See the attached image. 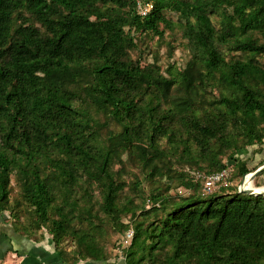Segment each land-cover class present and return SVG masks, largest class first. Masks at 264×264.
Listing matches in <instances>:
<instances>
[{"label":"trees","instance_id":"1","mask_svg":"<svg viewBox=\"0 0 264 264\" xmlns=\"http://www.w3.org/2000/svg\"><path fill=\"white\" fill-rule=\"evenodd\" d=\"M176 28L182 66L132 56ZM263 58L264 0H0V213L76 258L264 264V195L203 191L251 171Z\"/></svg>","mask_w":264,"mask_h":264},{"label":"rangeland","instance_id":"2","mask_svg":"<svg viewBox=\"0 0 264 264\" xmlns=\"http://www.w3.org/2000/svg\"><path fill=\"white\" fill-rule=\"evenodd\" d=\"M172 15V14H171ZM139 38V37H137ZM139 49L132 51V56L136 58L138 55H143V60H150L151 57L156 56L159 63L165 67L167 64L174 62L175 64L182 66L185 61L187 60L189 53L187 48L185 47V40L180 38V28H176L175 31L172 34H168L166 32L164 34L163 39H157L156 36L151 37V35H141L140 40L138 42ZM170 52V55H169ZM264 59V58H263ZM247 153L242 154L240 157L242 159H245L246 165L248 168L251 169L250 172L253 170H257L258 168H261L260 171H258L255 176L253 177L252 181H248L247 186L249 188H256L259 190H264V141L263 143L258 145L249 146L247 149ZM263 167V168H262ZM231 172L233 170V182L232 184H240L244 178L248 175L245 174L243 176H236V171L234 170V166H230L226 168ZM136 171V169H134ZM263 170V171H262ZM262 171V172H261ZM10 201H12V198H18L19 195V187L16 181L15 174L12 173L10 176ZM143 189L147 193L149 189V184L146 181L142 182ZM182 189L178 191V189L174 190L172 189L170 191L171 194H174L175 192L182 193ZM138 200V199H137ZM126 219V218H124ZM22 220V217L20 218ZM44 233H47L46 230H41ZM41 231H36L31 234L30 237L37 238L39 237ZM127 231V230H126ZM48 234V233H47ZM49 235V234H48ZM111 243L115 240V235L110 236ZM64 246L66 249H71V241L67 239L65 241ZM112 252L117 254L118 256L122 257L121 249L116 248L112 249Z\"/></svg>","mask_w":264,"mask_h":264},{"label":"crops","instance_id":"3","mask_svg":"<svg viewBox=\"0 0 264 264\" xmlns=\"http://www.w3.org/2000/svg\"><path fill=\"white\" fill-rule=\"evenodd\" d=\"M40 235L37 238L20 236L0 213V264H126L114 252L107 259L76 258L59 253L50 235L44 232Z\"/></svg>","mask_w":264,"mask_h":264},{"label":"built area","instance_id":"4","mask_svg":"<svg viewBox=\"0 0 264 264\" xmlns=\"http://www.w3.org/2000/svg\"><path fill=\"white\" fill-rule=\"evenodd\" d=\"M149 7H150L149 5L145 7L140 6V9H139L140 13L145 15ZM229 176H230V172L228 169H223L221 171L205 176L204 184H203V191L205 193H210L213 190L217 189L220 185L230 184ZM239 188H240V185H238V189ZM131 235H132V230L128 229L124 237L122 238V241H121L122 246H126L128 244L129 238L131 237Z\"/></svg>","mask_w":264,"mask_h":264},{"label":"water","instance_id":"5","mask_svg":"<svg viewBox=\"0 0 264 264\" xmlns=\"http://www.w3.org/2000/svg\"><path fill=\"white\" fill-rule=\"evenodd\" d=\"M263 168V167H262ZM261 168H258L257 170H253L252 172H249L248 175H250V179L252 181L253 177L255 176V174L260 170ZM245 180V178H244ZM244 180L239 184L240 188L238 189L239 191L245 192V193H249V194H263L264 195V190H260V191H254L250 188H246L244 187Z\"/></svg>","mask_w":264,"mask_h":264},{"label":"bare ground","instance_id":"6","mask_svg":"<svg viewBox=\"0 0 264 264\" xmlns=\"http://www.w3.org/2000/svg\"><path fill=\"white\" fill-rule=\"evenodd\" d=\"M248 181L251 182L250 175H247V176L245 177V180H244V187H246V188H249V187L247 186ZM250 189H252V190H254V191H260L259 189H256V188H250Z\"/></svg>","mask_w":264,"mask_h":264}]
</instances>
